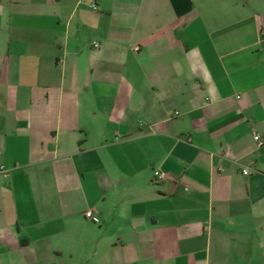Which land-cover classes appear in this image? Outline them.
I'll return each instance as SVG.
<instances>
[{"label":"crops","instance_id":"1","mask_svg":"<svg viewBox=\"0 0 264 264\" xmlns=\"http://www.w3.org/2000/svg\"><path fill=\"white\" fill-rule=\"evenodd\" d=\"M0 165V264L245 263L264 0H0Z\"/></svg>","mask_w":264,"mask_h":264},{"label":"rangeland","instance_id":"2","mask_svg":"<svg viewBox=\"0 0 264 264\" xmlns=\"http://www.w3.org/2000/svg\"><path fill=\"white\" fill-rule=\"evenodd\" d=\"M264 220H255L248 222V230L253 235L254 246L247 252V260L245 263L238 264H264V231H261ZM238 232L241 233V227H237Z\"/></svg>","mask_w":264,"mask_h":264},{"label":"built area","instance_id":"3","mask_svg":"<svg viewBox=\"0 0 264 264\" xmlns=\"http://www.w3.org/2000/svg\"><path fill=\"white\" fill-rule=\"evenodd\" d=\"M254 139H255L256 141L259 142V145H262V142L260 141L259 136H254ZM9 173H10V169H9V168L5 167L4 165H0V179H1V178H6V177H8ZM243 174H244V175H248V174H249V171H248V170H243ZM155 175H156V176H159L160 174L155 173ZM85 218H87V219H89V220H91V221H93V222H97V221H98V220L93 216V212H92V211H87V212L85 213Z\"/></svg>","mask_w":264,"mask_h":264}]
</instances>
